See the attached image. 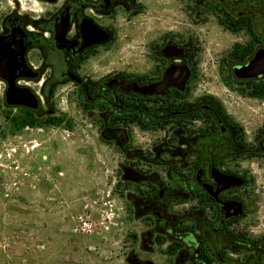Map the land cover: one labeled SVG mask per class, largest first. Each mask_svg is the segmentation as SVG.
Masks as SVG:
<instances>
[{
	"label": "rangeland",
	"instance_id": "obj_1",
	"mask_svg": "<svg viewBox=\"0 0 264 264\" xmlns=\"http://www.w3.org/2000/svg\"><path fill=\"white\" fill-rule=\"evenodd\" d=\"M17 1L0 0V7L3 11L17 7ZM136 2V10L118 12L108 22L110 40L89 52L82 74L105 82L116 76L140 83L158 81L168 63L162 49L171 43L188 46L193 72L183 99L167 95L139 100L117 91L115 97L151 110L212 97L241 128L236 142L256 148L264 140L252 135L255 130L259 137L264 132V97H248L246 81L236 80L231 72L240 63L229 57L235 46L248 41L240 24L230 27L213 1L206 10L193 8L190 0ZM44 8L49 6L38 0H20V9L30 17L42 16ZM29 86L40 96L37 111L28 115L23 108L0 109V264H177L180 253L186 256L183 264L188 263L192 249L157 230L145 207V194L159 183L179 190L183 185L177 179H192L194 174L157 173L158 160L149 151L159 140L154 137L179 130L184 138H170L171 150L162 159L184 163L196 152L192 142L197 138L187 137L205 134L207 125L195 118L143 129L100 104L87 105L83 92L72 83L45 91V98L40 82ZM105 121L113 128L122 123L118 132L128 136L126 153L120 138L102 135ZM236 157L238 163L232 166L227 160L223 170L232 167L248 179L244 214L225 229L230 246L238 251L264 237V161L253 154L227 159ZM124 164L137 165L143 172L123 173L119 167ZM193 199L171 198L164 209L156 210L180 224L174 230H189L197 218Z\"/></svg>",
	"mask_w": 264,
	"mask_h": 264
},
{
	"label": "flooded vegetation",
	"instance_id": "obj_2",
	"mask_svg": "<svg viewBox=\"0 0 264 264\" xmlns=\"http://www.w3.org/2000/svg\"><path fill=\"white\" fill-rule=\"evenodd\" d=\"M38 1L44 6H49V8H44V12H42L44 14L36 18L22 12L20 0L17 1V7L4 11L0 7V43L7 66L10 68L9 72L4 75L7 79L0 78V109L17 108L20 110V107H11L8 104V102L20 101V87L30 89L38 99V105H40V96L30 88L29 84L37 85L40 82L39 92L45 98V91L50 92L64 84L72 83L83 92L87 105L100 104L107 110H113L112 115L120 120H130L127 111L131 109H127L118 103L115 92L133 99L144 98L132 92V84L142 85L146 83H140L137 80L122 76L113 77L107 82L104 78L94 80L89 75H83L81 67L90 51H94L105 44H91L94 39L99 38L100 31H106L110 40L111 26L108 22L112 21L118 12L130 13L136 10L138 2L136 0ZM190 1L193 8L203 10L209 7L210 1H213L214 9L225 17V22L230 27L240 24V28L244 30L248 40L243 44L246 57L243 64L232 66L231 72H233L234 67L246 65L258 49L264 48V0ZM196 16H199V12ZM58 29L65 30L66 47L62 50L57 49L55 41V32ZM253 44L254 48L251 50ZM175 46L182 49V55L178 59L169 60L161 54L168 62L166 66L170 63L186 64L192 74L191 52L188 46ZM250 50L251 54H248ZM262 79L264 76L245 81H261ZM9 80H12L11 90L17 94L8 92L10 89ZM247 87L249 86L247 85ZM167 95L168 93L162 97ZM145 109L139 114L140 123L144 126L151 127L159 124L162 117L168 116V109L166 108H158L155 113ZM134 110L132 109V112ZM181 112L173 113L171 121L175 123L178 121L192 122L194 120L192 114L196 112L198 114L196 118L200 119V122L207 125L208 128L203 135L187 137L197 138L192 142L196 152L184 163H169L162 159V156H166L171 150L170 138H184L179 130L176 134L167 135L164 133L162 136L154 137L159 138V140L149 152L158 160L154 163L157 173L166 174L167 177L185 172L194 174L191 180L183 177L181 181L183 188L181 187L179 190L171 189L168 183L165 185L159 183L151 185L145 194V207L154 216L157 230L167 231L171 237L182 242L185 248L192 249L193 256L185 264H264V237L253 246L241 245L238 251L230 246L231 238L225 234V229L232 220L240 216L226 217V211L223 209L224 204L239 203L242 206V215L244 214L246 197L243 191L248 181L242 172H236L232 167L223 170V165L227 160H230L229 165L232 166L239 161V157L227 158L238 154H253L264 161V140L253 149L244 148L238 144L235 138H238L241 132L237 131L231 120L217 118L214 108L209 103L202 102L189 107L187 109L188 117ZM151 116H154L155 119H151ZM133 120L131 124L140 125L137 120ZM102 127V135L106 134L108 138L121 139L120 147L126 153L128 150L124 146L128 142V136L118 132L122 123H116L114 127L117 128H113L105 121ZM114 132H118V134L115 135ZM253 138H264V132L260 137L255 134ZM183 147L182 145L180 148ZM227 149L230 151L226 152ZM170 156L176 158L177 155L171 154ZM211 169L240 178L243 180V185L221 191L216 197H213L201 188L202 183L209 184L212 186L211 192H215L216 186L209 175ZM119 170L123 173L143 172L137 165L124 164L119 167ZM186 183L190 184L191 189L186 188ZM189 196H193V200L196 202L197 218L194 219L195 223L192 229L174 230V225L178 228L180 224L163 216L156 208L164 209L167 201L171 198L186 199ZM203 215L208 221L202 217ZM151 242L153 244L154 241L151 240ZM235 253L236 256L233 258ZM185 259V254L180 253L177 264H183Z\"/></svg>",
	"mask_w": 264,
	"mask_h": 264
},
{
	"label": "water",
	"instance_id": "obj_3",
	"mask_svg": "<svg viewBox=\"0 0 264 264\" xmlns=\"http://www.w3.org/2000/svg\"><path fill=\"white\" fill-rule=\"evenodd\" d=\"M99 38L94 39L91 44H102L109 41V35L106 31L101 30ZM65 30H56L55 41L57 49L62 50L65 45ZM161 54L166 59H178L182 55V49L175 45L165 46ZM10 68L7 66L6 57L2 50L0 43V78L7 79L4 75L9 72ZM233 77L236 80H253L264 76V48L258 49L252 59L243 66L234 67ZM191 72L186 64L170 63L162 72L161 78L156 82H149L139 85L132 84V92L144 98L165 96L168 91L175 90L177 92H184L190 78ZM10 89L8 92L17 94L11 90L12 80L8 81ZM11 107H20L29 111H36L38 109V99L27 87H20V101L8 102ZM210 178L215 184V192H211L212 186L202 183L201 188L216 197L221 191L233 189L243 185V180L232 175L224 174L216 169H211ZM199 182V180H198ZM223 209L226 211V217H239L242 215V206L239 203L224 204Z\"/></svg>",
	"mask_w": 264,
	"mask_h": 264
},
{
	"label": "trees",
	"instance_id": "obj_4",
	"mask_svg": "<svg viewBox=\"0 0 264 264\" xmlns=\"http://www.w3.org/2000/svg\"><path fill=\"white\" fill-rule=\"evenodd\" d=\"M250 49L252 50V48H250ZM251 50H250V52L248 54H251ZM237 55H239V56H237ZM229 57L233 58V60L236 63L243 64L244 59L246 57V52L244 50V47L243 46H235L234 50L229 54ZM240 64H238V65H240ZM128 77L131 78V77H134V76L131 75V76H128ZM255 82L256 81L246 82L247 85L249 86L248 90L250 91V94L248 95V97L249 98H255V99L264 97V82H262L260 84H255ZM167 93H168V96L169 95H173L175 97L177 96L178 99H183V95H184V92L180 93V92H177L175 90H170ZM152 98H165V97L160 96V97H152ZM152 98H140L139 100H150ZM116 100L118 101V103H121L122 105H124V107H126L127 109H131L130 111H127L129 113L128 114V119H130V121L133 122L134 121L133 119H135V120H137L138 123H140L139 114L141 113L142 110H146L144 106H141V105H138V104H133V105L129 106L126 103H124L122 100L119 101L117 98H116ZM200 101L209 103L214 108V111H215V114H216L217 118H220L222 120L230 121V119L228 118L227 114H225L221 104L218 101H216L214 98L206 97V98L201 99ZM193 106H194V104H182L181 107H178V108H173L171 106L164 107V108L168 109L167 110L168 116L162 117L161 118L162 120L160 121L159 124L161 126L162 125H166L167 123H169V121H171V117H173V115H174L173 113L177 114V113H180L181 111H182L181 113L183 115L188 117L189 113L187 112V109L189 107H193ZM111 107H113V105H111ZM132 109H135L134 110L135 112L134 111L132 112ZM149 110L155 113L158 109H155V110L149 109ZM26 111H27L28 115L31 114L30 112H28L29 110H26ZM196 117H198V114L195 112L194 114H192V118L195 119ZM151 119H155V117L151 116ZM180 122H182V121H178L176 123H180ZM183 122H185V121H183ZM233 124H234L235 128L237 129V131L241 132V128L237 124H235L234 122H233ZM140 125H141V127L143 129H151V127H152V126L151 127L144 126L141 123H140ZM184 178H186V177H184ZM187 178L191 180L190 177H187ZM182 179H183V177L181 176L177 180L181 182ZM173 180H176V179H173ZM187 182L189 183V181H187ZM188 183H186L185 185H186V187L188 186L187 188L191 189V186H189L190 184H188Z\"/></svg>",
	"mask_w": 264,
	"mask_h": 264
},
{
	"label": "crops",
	"instance_id": "obj_5",
	"mask_svg": "<svg viewBox=\"0 0 264 264\" xmlns=\"http://www.w3.org/2000/svg\"><path fill=\"white\" fill-rule=\"evenodd\" d=\"M230 115V114H229ZM257 130H255V132H256ZM255 132L252 134L253 135V137H254V135H255ZM103 136H107L106 134H104ZM106 138H108V137H106Z\"/></svg>",
	"mask_w": 264,
	"mask_h": 264
}]
</instances>
